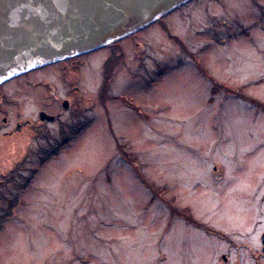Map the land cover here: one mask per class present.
Listing matches in <instances>:
<instances>
[{
	"label": "rangeland",
	"instance_id": "1",
	"mask_svg": "<svg viewBox=\"0 0 264 264\" xmlns=\"http://www.w3.org/2000/svg\"><path fill=\"white\" fill-rule=\"evenodd\" d=\"M263 14L189 0L2 83L0 264H264V111L234 95L264 104Z\"/></svg>",
	"mask_w": 264,
	"mask_h": 264
},
{
	"label": "water",
	"instance_id": "2",
	"mask_svg": "<svg viewBox=\"0 0 264 264\" xmlns=\"http://www.w3.org/2000/svg\"><path fill=\"white\" fill-rule=\"evenodd\" d=\"M187 2L0 0V85L42 66L105 48ZM62 105L69 106L66 101Z\"/></svg>",
	"mask_w": 264,
	"mask_h": 264
},
{
	"label": "trees",
	"instance_id": "3",
	"mask_svg": "<svg viewBox=\"0 0 264 264\" xmlns=\"http://www.w3.org/2000/svg\"><path fill=\"white\" fill-rule=\"evenodd\" d=\"M262 16H264V14L262 15ZM120 57H122L121 55H120ZM118 59H119V56H118ZM196 60V59H195ZM118 62H119V60H118ZM114 66L115 65H112L111 66V70L114 68ZM161 68V67H160ZM201 69V71H203V69L202 68H200ZM161 70H162V68H161ZM112 76H113V70L112 71H110V77H108L107 78V80H104L105 82H106V87H102V89L106 92V90L108 89V87H109V85H110V83L112 82L111 81V78H112ZM105 88V89H104ZM226 88V89H225ZM224 89L225 90H227V92H233V91H231L228 87H224ZM103 91V92H104ZM235 96H237V97H240V98H242V99H244V100H248L250 103H252V104H255L257 107H260V108H262V111H264V104L263 103H261V102H255L254 100H252V99H250L249 97H246V96H244V94H242V93H236V94H234ZM69 142V141H68ZM61 147H63L62 145H61V143H59V145H58V151L57 152H60V150H61ZM60 149V150H59ZM54 154V153H53ZM57 154V153H56ZM49 157V156H48ZM47 157V158H48ZM46 158V159H47ZM30 179V178H29ZM22 187H25V186H22ZM16 198H18V197H15L14 198V200H13V202L15 203L16 201H17V199ZM12 202V203H13ZM14 208H15V206H14ZM14 208H12L13 210H14ZM13 210H11V208L10 207H7L6 209H5V215L7 216L8 215V217L9 216H11V213L13 212Z\"/></svg>",
	"mask_w": 264,
	"mask_h": 264
},
{
	"label": "flooded vegetation",
	"instance_id": "4",
	"mask_svg": "<svg viewBox=\"0 0 264 264\" xmlns=\"http://www.w3.org/2000/svg\"><path fill=\"white\" fill-rule=\"evenodd\" d=\"M43 110H45V113H46V115H48V116H51V115H49L50 113L47 111V109L46 108H44V109H42V110H40L39 112H38V121H39V123L41 124V125H46V124H48V123H54L57 119L55 118L53 121H51V120H49L48 119V116H45V118H42V117H40L39 116V113H41ZM56 115H59V116H61L59 113H57ZM44 119V120H42V119ZM5 120H6V118H5ZM18 126L19 125H16V127H14V129H16V130H14V129H11V131L10 132H8V133H5V135H14L15 134V132H17V128H18ZM52 132H53V130L52 129H50V128H48L47 127V129L45 130V132H43L42 133V135H43V138L45 139V140H48V139H52V141H54L55 142V144H53V147L54 148H56L59 144H58V141H59V139L58 138H56V139H54L55 137H53V135H52ZM54 135H56V134H58V130L56 129L55 131H54V133H53ZM4 135V136H5ZM50 154V153H49ZM51 155V154H50ZM0 175H1V172H0ZM262 253H264V247H263V249H262ZM259 254V253H258ZM256 258H257V255L255 256Z\"/></svg>",
	"mask_w": 264,
	"mask_h": 264
}]
</instances>
